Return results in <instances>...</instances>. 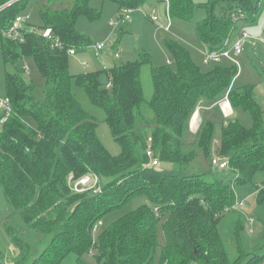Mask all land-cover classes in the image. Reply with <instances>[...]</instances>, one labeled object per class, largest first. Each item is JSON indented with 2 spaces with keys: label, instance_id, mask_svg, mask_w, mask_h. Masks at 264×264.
<instances>
[{
  "label": "trees",
  "instance_id": "trees-1",
  "mask_svg": "<svg viewBox=\"0 0 264 264\" xmlns=\"http://www.w3.org/2000/svg\"><path fill=\"white\" fill-rule=\"evenodd\" d=\"M10 0H0V4ZM138 7L143 0H112ZM29 0L7 4L0 11V27L24 13ZM89 0H72L71 8L42 6V25L24 32L23 41L3 38L0 51L5 66L6 95L11 113L0 132V187L16 215V225L4 222L3 236L17 253L7 256L0 245V261L12 264H86L82 256L92 248L95 225L103 215L143 194L149 203L104 228L94 244L96 264H155L157 223L162 220L165 243L159 264H232L217 229L219 215L236 204L232 186L205 173L187 171L194 151H183L182 140L198 104L216 101L228 92L231 106H241L252 117V126L227 121L215 152L246 181L264 172V118L250 87L233 88L235 65H215L203 71L188 50L175 41L166 46L176 63L151 69L153 94L148 103L151 118L142 116L141 64L150 62L141 52L138 61H128L98 71L73 74L68 49H85L87 38L75 23L82 13H97ZM264 0H166L170 17L191 19L201 7L206 15L196 29L205 49H220L236 28L238 11L254 23ZM51 28L61 45L51 47L39 29ZM31 58L43 79L42 96L23 79L20 61ZM83 88L90 101L105 111L111 135L120 146L112 154L97 133V122L72 92L71 82ZM109 84V85H108ZM0 114V118H1ZM199 145L209 153L213 133L210 121L197 129ZM152 158L172 164L164 172ZM95 173L101 189L75 192L74 178ZM235 180V181H236ZM257 200L264 203V182L257 186ZM156 208V211H155ZM97 225V227L99 226ZM26 227L27 235L20 234ZM21 228V229H22ZM5 234V235H4ZM257 247L247 252L244 264H254ZM238 264V263H237Z\"/></svg>",
  "mask_w": 264,
  "mask_h": 264
},
{
  "label": "rangeland",
  "instance_id": "rangeland-1",
  "mask_svg": "<svg viewBox=\"0 0 264 264\" xmlns=\"http://www.w3.org/2000/svg\"><path fill=\"white\" fill-rule=\"evenodd\" d=\"M17 1L19 0H10L8 4ZM192 1L199 4L206 0ZM46 5L52 9L71 8L72 0H29L27 8L23 12L29 16L31 25L36 27L42 25L39 8ZM88 5L94 9L97 16L90 18L82 13L76 20L75 27L86 36L88 44L85 49L76 50L74 55H69L68 65L71 73L79 74L104 70L113 64L119 65L128 61H138L141 58V52H147L150 62L141 64L140 81L143 91L142 116L149 119L153 114L148 106L153 94L151 69L161 65H169L172 69L176 68V63L166 46V41L172 40L188 50L193 61L203 71H208L215 65H235L237 74L232 81L233 88L250 87L264 118V6L254 23H248L243 19L236 21V28L230 37V45L235 42L237 34L241 31L246 32L249 38L246 40L242 51L233 56L234 61L221 58L217 62L204 63L205 48L196 29L197 21L206 15L203 8L197 7L191 19L184 20L177 17L172 18L167 14L166 0H143L138 7L121 5L112 0H89ZM127 9L130 11L126 17L125 11ZM152 16H156L157 20L153 21ZM165 26L168 28L166 29ZM97 43L104 45L101 49H96ZM20 63L21 67L23 65L28 67L27 71L22 73L23 79L33 83L37 88L38 97H41L43 79L35 62L31 58H23ZM71 87L81 106L96 120L97 133L103 145L112 154H117L120 151V146L111 135L109 126L105 121V111L93 104L85 90L73 81ZM0 95H6L5 66L1 51ZM219 101L220 99L216 101L202 100L198 104L199 108L192 126L193 131L187 126L182 140V149L183 151L193 150L195 155L187 171L205 173L232 186L237 199L236 204L225 208L219 215L217 224L227 257L232 264H244L248 259L247 252H251L257 247V252L261 257H258L254 264H264V203H259L257 200V186L264 182V172L257 171L250 179L237 181V172L232 170L228 164L225 168H219L211 163V159L214 157L223 159L215 152L219 146L222 124L237 120L243 126L251 127L253 124L252 117L250 112L241 106H231V114L225 115ZM205 121H210L213 125L209 153H206L199 145L198 132L194 131L197 125L200 126ZM1 130L2 124L0 123V132ZM156 168L164 172L173 171L172 164L168 162L159 161ZM145 203H149L147 196L139 194L124 205L106 212L101 218V224L92 233L94 244L98 241L99 234L104 228ZM162 220L163 218L157 223L158 246L155 264H159L160 249L165 243ZM4 222L16 225L18 219L8 207L0 187V245L6 249L7 256L14 255L17 253V249L3 236L2 224ZM19 227L20 234H28L29 231L26 227ZM94 244L82 256L86 264H96L97 247ZM6 259L7 264L13 263L11 258Z\"/></svg>",
  "mask_w": 264,
  "mask_h": 264
},
{
  "label": "built area",
  "instance_id": "built-area-1",
  "mask_svg": "<svg viewBox=\"0 0 264 264\" xmlns=\"http://www.w3.org/2000/svg\"><path fill=\"white\" fill-rule=\"evenodd\" d=\"M8 4V2L1 4L0 5V11ZM167 8V7H166ZM130 9H127L125 11V15L126 17L128 16ZM167 11V9H166ZM153 12H154V8H153ZM168 14V13H167ZM235 20H238L239 18L243 17V13L238 11L237 13H234L233 15ZM169 19V17H168ZM152 20L156 21L157 17L156 16H152ZM29 22V16L26 13H21V14H17L14 19L10 22L9 25L7 26H2L0 27V40L3 38H9V39H13V40H18V41H23L24 39V32L26 31H31L32 29H35L34 26H30L28 24ZM165 28L167 29L168 26H165ZM40 34L42 35L43 38H45L46 40H48L51 44V47H56V46H60L61 42L57 37H54L52 34V30L51 28L47 27L44 29H39ZM249 38V35L244 32L241 31L237 34L236 38H235V42L230 45L229 41H230V37L226 38L224 41V45L222 48L220 49H205L204 50V63H209L210 61H214L217 62L219 61L221 58H226L229 60L234 61L233 56L238 55L241 51L242 48L246 42V40ZM103 43H97L96 44V49H101L103 47ZM68 53L70 55H74L76 53V50L74 47H71L68 49ZM170 62V61H169ZM23 69L25 71H27L28 67L27 65H23ZM109 85V84H108ZM219 105L221 107V109L223 110V112L225 113V115H229L232 112V108L229 102V98H228V92H226L223 97L220 99L219 101ZM11 102L10 99L7 96H1L0 95V110H1V118H0V123L3 124L8 116L11 113ZM199 106L196 108L195 112L193 113L190 122H189V128L192 130V126L194 125V121H192L194 115H197V110H198ZM198 124V123H197ZM199 125H197V127L195 128L197 131ZM193 131V130H192ZM151 163L153 165L158 164V160L156 158H152ZM211 163L212 165L218 166L219 168H225L227 163V160L225 158H223L222 160L218 159V158H212L211 159ZM69 179L70 181H72V189L75 192H84V191H92L93 193H97L100 191L101 189V185H100V179L99 177L95 174V173H86L80 177L74 178L73 174L69 175ZM156 211V208H155ZM100 222H98L97 225H99ZM97 225H95L94 229L97 228Z\"/></svg>",
  "mask_w": 264,
  "mask_h": 264
},
{
  "label": "bare ground",
  "instance_id": "bare-ground-1",
  "mask_svg": "<svg viewBox=\"0 0 264 264\" xmlns=\"http://www.w3.org/2000/svg\"><path fill=\"white\" fill-rule=\"evenodd\" d=\"M195 117H196V115H194V117H193L192 121H194V119H196ZM193 128H194V127H193Z\"/></svg>",
  "mask_w": 264,
  "mask_h": 264
},
{
  "label": "water",
  "instance_id": "water-1",
  "mask_svg": "<svg viewBox=\"0 0 264 264\" xmlns=\"http://www.w3.org/2000/svg\"><path fill=\"white\" fill-rule=\"evenodd\" d=\"M0 264H6V263H4V262L0 261Z\"/></svg>",
  "mask_w": 264,
  "mask_h": 264
}]
</instances>
